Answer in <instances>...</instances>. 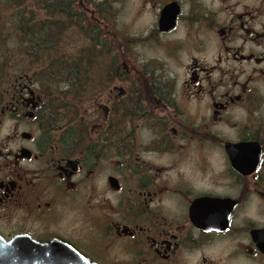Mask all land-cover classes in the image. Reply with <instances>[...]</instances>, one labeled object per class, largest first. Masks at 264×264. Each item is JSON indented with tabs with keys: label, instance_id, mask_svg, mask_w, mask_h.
Here are the masks:
<instances>
[{
	"label": "flooded vegetation",
	"instance_id": "flooded-vegetation-1",
	"mask_svg": "<svg viewBox=\"0 0 264 264\" xmlns=\"http://www.w3.org/2000/svg\"><path fill=\"white\" fill-rule=\"evenodd\" d=\"M113 5L77 0V19L101 33ZM134 16L127 50L156 53L98 104H42L0 37V264H34L18 237L74 264H264V0H139Z\"/></svg>",
	"mask_w": 264,
	"mask_h": 264
},
{
	"label": "trees",
	"instance_id": "trees-1",
	"mask_svg": "<svg viewBox=\"0 0 264 264\" xmlns=\"http://www.w3.org/2000/svg\"><path fill=\"white\" fill-rule=\"evenodd\" d=\"M1 23L0 37L16 38L19 71L32 72L44 97L42 104H85L97 96L96 85L114 81V74L105 72L114 69V62L99 72L95 65L102 66V61L93 50L74 54L64 49V39L71 38L72 29L88 37L100 36L98 29L77 19L76 0H0ZM60 124L56 120L51 130L61 129ZM67 126L72 127L69 132L75 131L74 124Z\"/></svg>",
	"mask_w": 264,
	"mask_h": 264
},
{
	"label": "rangeland",
	"instance_id": "rangeland-1",
	"mask_svg": "<svg viewBox=\"0 0 264 264\" xmlns=\"http://www.w3.org/2000/svg\"><path fill=\"white\" fill-rule=\"evenodd\" d=\"M77 3V0H76ZM114 3V17L113 20L108 22L107 25H104L101 27V33L99 34L100 37L108 39L107 44L105 45H97V53L100 56V59L102 61V66H99V62L96 67L102 68L106 66H110V63L114 62V69L116 70L118 67L121 68V70L125 69V64L129 66L132 69V72L129 73V76H123L120 73H114V81L106 83H102L99 86L96 85L95 89H97L99 92L97 95H106V93L109 91V88L114 86L118 87H126L127 83H131L132 86H139V82L144 78H141L139 73L136 71L139 69L142 65V62L145 61V59H148L150 57H153L156 53L154 47L147 46L145 49H143L142 44H136L133 43L130 45V51L127 49L126 43H124L123 37L126 34H129L132 38H135L138 36V33L141 29V25L136 21L137 17H135V12L137 10V7L139 5V0H113ZM135 17V18H134ZM3 22H5V19L3 18ZM4 25V23H1L0 26ZM5 28V27H4ZM71 38L67 37L64 39V49H66L70 53H80L83 51L85 46L91 44L90 39L87 38L85 40L86 34L82 32L80 29H72L71 31ZM11 38L12 40L7 41V43L10 44L16 43L15 37H10V35L6 36ZM109 49V50H108ZM97 56V54H96ZM145 58V59H144ZM170 63V62H169ZM173 62H171L172 64ZM31 64V63H30ZM149 68H153L154 61H149L146 63ZM170 64V65H171ZM176 66V62L174 63ZM99 69V72H102L103 69ZM37 69L34 66V70ZM33 70V71H34ZM85 104H98L93 100V97L91 99H88L85 101ZM63 126L61 129L55 130V131H62V129L65 128V131L69 130L72 127H68L67 123L60 124ZM73 123H69V126H72Z\"/></svg>",
	"mask_w": 264,
	"mask_h": 264
},
{
	"label": "water",
	"instance_id": "water-1",
	"mask_svg": "<svg viewBox=\"0 0 264 264\" xmlns=\"http://www.w3.org/2000/svg\"><path fill=\"white\" fill-rule=\"evenodd\" d=\"M14 244L30 246L32 248L30 252H33L34 255V264H42L43 261H49V264H62V261L64 262L63 264H74L68 256H66V260L62 258L63 255L60 253L59 245L56 243H39L30 238L18 237L14 240ZM18 254L25 256L27 252L18 251ZM20 260L26 262L25 257Z\"/></svg>",
	"mask_w": 264,
	"mask_h": 264
}]
</instances>
